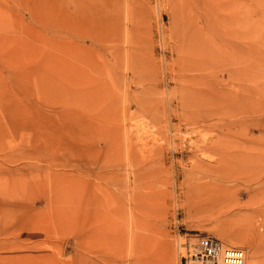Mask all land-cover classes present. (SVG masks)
Wrapping results in <instances>:
<instances>
[{
  "label": "rangeland",
  "instance_id": "374dc122",
  "mask_svg": "<svg viewBox=\"0 0 264 264\" xmlns=\"http://www.w3.org/2000/svg\"><path fill=\"white\" fill-rule=\"evenodd\" d=\"M227 42L232 105L187 109V120L178 102L168 109L177 59ZM51 78L57 102L43 95ZM263 85L264 0H0V264H196L200 235L264 264ZM77 94L101 122L87 163L67 141L42 151L43 119L66 130ZM52 151L56 188L42 176Z\"/></svg>",
  "mask_w": 264,
  "mask_h": 264
},
{
  "label": "bare ground",
  "instance_id": "6f19581e",
  "mask_svg": "<svg viewBox=\"0 0 264 264\" xmlns=\"http://www.w3.org/2000/svg\"><path fill=\"white\" fill-rule=\"evenodd\" d=\"M202 22L204 24V22L202 20L199 21V23ZM204 27H205V24H204ZM205 44H201V47L200 49H192L189 53H187V55L184 57V59H182L180 56V58L177 59V63H176V67H175V70L177 73L175 74H178L179 75V79L176 80V83L178 84V87H177V91H175L177 94H170L169 96H171V101L168 103V109H170V106L172 105L173 102H178L179 105L184 109V113H183V118L184 120L189 117V116H193L195 117L194 115L196 114H192V113H185V111L188 109H208V108H211V107H221L223 106L225 109L226 107L229 108V106H231L232 104V99H233V94H232V91H228L227 89L225 88H222V86L224 85V80L225 77L227 78L226 81H230L234 78V76L237 74H235L236 70H235V62H234V59L231 57V53L233 52V50H230L233 45L230 43V42H227L226 44V47L222 50H219L217 53L213 54V52H211L210 50H205L204 49V46ZM231 51V52H230ZM47 55V54H46ZM49 55V54H48ZM54 57V54L52 55ZM119 56V55H118ZM44 57V55H43ZM58 58V57H57ZM55 59V58H54ZM118 59V58H117ZM42 61L45 60L44 58L41 59ZM50 60V59H48ZM61 60V59H60ZM55 61V60H53ZM58 62V60H57ZM57 62L55 63L57 65ZM41 63V62H40ZM46 64V62H44ZM50 64L52 63V61L49 62ZM59 63V62H58ZM245 63V62H244ZM248 63V61H247ZM239 64H242L239 63ZM254 64V63H252ZM52 65V64H51ZM59 65V64H58ZM248 65V64H247ZM257 65V64H256ZM255 65V66H256ZM243 67V70H246L245 67L247 68L246 65H241ZM42 67L44 68V71H47L45 68V66L42 65ZM47 67V66H46ZM51 67V70L53 69L52 66H49ZM48 67V70L50 71ZM56 67V66H55ZM58 67V66H57ZM240 67V66H239ZM252 67V66H251ZM42 68V69H43ZM82 68V67H81ZM56 69V68H54ZM65 69V68H64ZM86 69V68H85ZM63 70V69H62ZM83 70V69H82ZM81 70V71H82ZM241 70V69H240ZM48 71V72H49ZM84 71V70H83ZM52 71H50V73H47V74H51ZM55 71L53 70V73ZM72 72V70H71ZM69 72V73H71ZM243 72V71H242ZM59 73V72H58ZM76 73L77 71H75V76H76ZM83 73V72H81ZM81 73H78L81 74ZM86 72H84L85 74ZM180 73H184V74H180ZM248 73V72H246ZM244 74V73H243ZM45 75V74H44ZM53 75V74H52ZM51 75V76H52ZM56 75V73H55ZM61 75V74H60ZM59 75V77H60ZM72 75V74H70ZM74 75V73H73ZM72 75V77H73ZM77 75V76H78ZM219 75H221V78H219ZM242 75V74H241ZM43 76V75H42ZM46 76V75H45ZM49 76V75H47ZM50 76V77H51ZM86 76V75H85ZM244 76V75H242ZM247 76V75H246ZM57 77V76H56ZM79 77V76H78ZM81 77V76H80ZM88 77V76H87ZM238 77V76H237ZM49 78V77H48ZM75 78V77H74ZM82 79L84 78L83 76L81 77ZM80 78V79H81ZM245 78V77H244ZM45 79H47L45 77ZM53 78L49 79V80H46L45 83H43V95L45 98L47 97H51L53 100H55V102H57V95H56V87H57V83L56 81L54 82V80H52ZM59 79V78H58ZM67 79V77H66ZM85 79V78H84ZM91 79V78H90ZM90 79H87V80H90ZM242 77H241V80L242 81ZM57 80V78H56ZM62 80V79H61ZM92 80V79H91ZM237 80V79H236ZM42 81V80H41ZM75 81V79H74ZM77 81V79H76ZM75 81V82H76ZM80 81V80H79ZM78 81V82H79ZM82 81V80H81ZM85 81V80H84ZM246 81V80H244ZM44 82V81H43ZM59 82V80H58ZM65 82H69V81H65ZM73 82V81H72ZM83 82V81H82ZM82 82H79V83H82ZM94 82V81H93ZM91 82V83H93ZM109 82V81H108ZM252 82V81H250ZM62 84H65L64 83V78H63V81L61 82ZM61 83H58L60 84L59 86H61ZM67 83H66V87L67 86ZM227 83V82H225ZM231 83V81H230ZM247 83V82H246ZM253 83V82H252ZM69 84V83H68ZM74 84V83H72ZM77 84V83H76ZM83 84V83H82ZM89 84V82L87 83ZM85 84V86L88 88L89 90V86ZM93 84H96V82H94ZM92 84V85H93ZM260 84V83H259ZM42 85V84H41ZM71 85V84H70ZM98 85V84H97ZM112 87L114 86L112 83L110 84ZM236 85V84H235ZM255 85V84H254ZM82 86V85H81ZM84 86V84H83ZM82 86V87H83ZM100 86V85H99ZM240 86V85H239ZM264 86V85H263ZM62 87V86H61ZM60 87V88H61ZM65 87V89H66ZM95 87V85H94ZM74 88V87H73ZM86 88V89H87ZM97 88V87H96ZM58 89V88H57ZM69 89V87L67 88V90ZM75 89V88H74ZM77 89V88H76ZM78 89L79 86H78ZM83 89V88H82ZM95 89V88H94ZM103 89H104V93L106 94L107 91L106 89L108 90V86L106 87V84H104L103 86ZM96 90V89H95ZM260 90V89H259ZM71 91V90H69ZM92 91V90H91ZM101 91V90H100ZM261 91V90H260ZM65 92V91H64ZM83 92V91H82ZM97 92V90H96ZM99 92V91H98ZM244 92V91H243ZM248 92V91H247ZM81 93V92H80ZM86 93V92H85ZM89 93V92H88ZM94 93V92H93ZM103 93V92H102ZM100 92V96L102 94ZM63 94V93H62ZM74 94V93H73ZM90 94H92L90 92ZM95 94V93H94ZM235 94V93H234ZM60 95V94H59ZM99 95V94H98ZM86 96V95H85ZM90 96V95H88ZM258 96V95H257ZM261 96V94H260ZM258 96V97H260ZM237 98V97H236ZM86 99V98H85ZM84 99V96L83 95H79L77 94L75 96V99H74V106H73V110H70L68 112V119H69V125H68V128L65 130V128H62L59 126L58 121L56 123V117H52V118H45L43 119L44 122H42L41 124V138L43 140V142L46 144V145H43L42 146V151H44L45 153L48 152L47 149H48V146L51 145L52 148H55L57 145H58V148L57 149H60L61 145H64L65 144V141H67V144L69 146H67L72 154H73V157H74V160L76 161H81V160H84L85 163H87V159H89L90 157H92L94 159V161H96L95 159V155L97 156L99 150L101 151V149H99L98 147V142L101 141L99 139H97L98 142H94L92 140H94L96 137H94V139L92 138V132L93 131H100L101 129L97 126L98 123L101 124V122L99 121L98 123L96 122H93L91 121L92 123L88 122V120H86L88 118V116H92L91 114H89L86 118L82 115L83 112H80L79 108H81V106L84 104L83 100L85 101ZM91 99H92V96H91ZM98 99V97L96 98ZM93 100V99H92ZM103 100V99H102ZM235 100V99H234ZM48 102V101H47ZM141 102V100H140ZM245 102V101H244ZM139 103V102H138ZM147 105V104H146ZM145 106V105H144ZM76 108V109H75ZM144 109V107H143ZM242 109V108H241ZM141 110V109H140ZM228 110V109H227ZM138 111V109H137ZM139 112V111H138ZM86 113V112H85ZM200 115V114H199ZM203 115V114H202ZM223 115V114H221ZM102 117V116H100ZM197 117V116H196ZM103 118V117H102ZM89 119V118H88ZM104 119V118H103ZM197 119V118H196ZM195 119V120H196ZM200 119V118H199ZM90 120V119H89ZM92 120V119H91ZM95 120V119H93ZM209 120V119H208ZM98 121V120H96ZM112 121V120H111ZM189 121V119H188ZM61 125V124H60ZM226 125V124H224ZM202 126V124H201ZM226 126H230L229 124L226 125ZM214 129V128H213ZM102 131V130H101ZM100 131V132H101ZM98 132V133H100ZM223 134V133H222ZM100 136V134H99ZM98 138V137H97ZM106 139V138H105ZM203 140V139H202ZM48 142V144H47ZM97 143V144H95ZM66 144V145H67ZM185 144V143H183ZM92 146H94V151L91 150L92 149ZM186 148V147H185ZM56 149V150H57ZM183 149V148H181ZM144 150V149H143ZM132 151V150H131ZM210 151V150H209ZM55 152V151H54ZM103 152V150H102ZM101 152V153H102ZM144 154L147 155L148 151H143ZM142 152V153H143ZM152 152L153 154H156L158 152L157 149H154V150H150L149 153ZM51 153V156L52 158H48V157H45V158H42V162L47 166L45 169H44V174L42 175L45 179V185H48V186H57L58 184V175L56 174V169L58 166H60V163L56 160L55 158V155L52 152ZM48 154V153H46ZM205 154V153H204ZM222 154V153H221ZM143 155V154H142ZM100 156V155H99ZM141 156V154H140ZM144 157H146L145 155H143ZM142 156V158H143ZM229 158V157H228ZM227 158V160H228ZM144 159V158H143ZM129 160L130 162H132L133 166H136V162H135V158L133 156H129ZM244 160V159H243ZM89 161V160H88ZM138 162V160H137ZM228 162V161H227ZM242 163V160H236L235 162L234 161H229V165L230 167H224V168H221L220 171H219V174H220V177L223 178L224 180H227L229 178L232 177V174H233V169L236 167L234 164L236 163ZM226 163V162H225ZM208 164V163H207ZM206 164V165H207ZM210 164V163H209ZM239 164V163H238ZM84 165V164H83ZM93 165V164H92ZM140 165V164H138ZM143 165V164H142ZM70 166V165H69ZM141 166V165H140ZM65 167V166H64ZM72 167H75V165L72 164ZM80 167V166H79ZM139 167V166H138ZM137 167V168H138ZM213 167V166H212ZM216 167V165H215ZM67 168V167H66ZM76 170V169H74ZM66 171V170H65ZM60 172V171H59ZM64 172V171H63ZM67 172V171H66ZM65 172V173H66ZM210 172V171H209ZM208 172V173H209ZM72 173V172H71ZM82 173V172H80ZM106 173V172H105ZM79 174V173H78ZM67 175V174H66ZM61 176H65V175H61ZM89 176V174H88ZM208 176V175H207ZM71 177V176H70ZM79 177V176H78ZM61 179V178H60ZM74 179V177L72 178ZM76 179V178H75ZM83 179V178H82ZM43 180V179H42ZM78 180V178H77ZM76 180V181H77ZM40 183V182H39ZM67 183V182H66ZM73 184V183H72ZM75 185H80V186H83L81 182H78V183H75ZM74 185V186H75ZM44 186V185H43ZM68 186V185H67ZM53 187V188H54ZM75 187V188H77ZM41 188V186H40ZM45 188V186H44ZM56 188V187H55ZM55 188H54V191H55ZM41 191V190H40ZM44 191H48L47 189L43 190L42 189V192L44 193ZM52 191V190H51ZM223 191V190H222ZM216 192V191H215ZM41 193V192H40ZM48 193V192H46ZM45 193V195H46ZM55 194V193H54ZM48 195V194H47ZM49 196V195H48ZM48 196H47V200H48ZM51 197H54V195H51ZM43 198V197H42ZM56 198V197H55ZM46 200V198H44ZM57 199V198H56ZM53 199L51 200V204L53 203L52 202ZM49 202V201H48ZM42 203V202H41ZM47 203V202H46ZM43 204V203H42ZM56 204V202H55ZM49 205V203H48ZM47 205V206H48ZM16 208V207H15ZM56 208V207H55ZM55 212V211H54ZM53 212V213H54ZM47 213V212H46ZM50 213V211H49ZM48 213V214H49ZM42 214V213H41ZM47 216V215H46ZM53 216V215H52ZM43 217V216H42ZM181 247V246H180ZM196 253V251H193L192 255H194ZM257 258V254L255 255V259ZM251 264H257L256 263V260H254Z\"/></svg>",
  "mask_w": 264,
  "mask_h": 264
},
{
  "label": "built area",
  "instance_id": "2783aa9c",
  "mask_svg": "<svg viewBox=\"0 0 264 264\" xmlns=\"http://www.w3.org/2000/svg\"><path fill=\"white\" fill-rule=\"evenodd\" d=\"M195 251L194 255L190 252L189 254L190 261L196 264H245V253L242 248L225 245L217 237L198 236Z\"/></svg>",
  "mask_w": 264,
  "mask_h": 264
}]
</instances>
